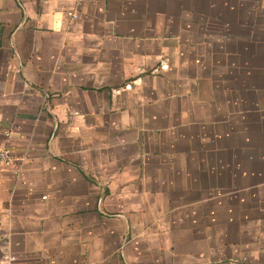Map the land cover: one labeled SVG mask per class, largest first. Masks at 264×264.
Here are the masks:
<instances>
[{
    "label": "crops",
    "instance_id": "crops-1",
    "mask_svg": "<svg viewBox=\"0 0 264 264\" xmlns=\"http://www.w3.org/2000/svg\"><path fill=\"white\" fill-rule=\"evenodd\" d=\"M0 145L18 264H264V0H0Z\"/></svg>",
    "mask_w": 264,
    "mask_h": 264
},
{
    "label": "built area",
    "instance_id": "built-area-1",
    "mask_svg": "<svg viewBox=\"0 0 264 264\" xmlns=\"http://www.w3.org/2000/svg\"><path fill=\"white\" fill-rule=\"evenodd\" d=\"M76 18V13L72 15ZM19 159L15 157L8 146L0 145V170L10 169L15 176L20 174V163ZM3 230L0 226V264H18L17 256L9 250L5 243L1 241Z\"/></svg>",
    "mask_w": 264,
    "mask_h": 264
}]
</instances>
